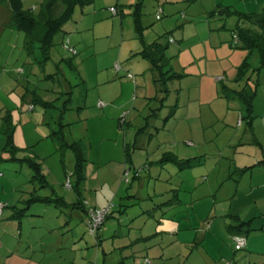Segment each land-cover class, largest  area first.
I'll return each instance as SVG.
<instances>
[{
	"label": "rangeland",
	"instance_id": "374dc122",
	"mask_svg": "<svg viewBox=\"0 0 264 264\" xmlns=\"http://www.w3.org/2000/svg\"><path fill=\"white\" fill-rule=\"evenodd\" d=\"M21 1L23 10L36 14L43 0ZM212 1L94 0L77 6L54 36L44 65L36 63L38 49L32 54L25 50L23 33H5L0 41V264H118L126 256L144 259L141 264L264 261L257 255L239 260L243 251H234L232 237L217 219L216 229L200 242L208 232L200 220L205 213L196 211L194 216L190 210V184L207 182L212 188L221 184L225 167L213 164H226L229 146L237 145L249 124L241 119L247 111L238 97L220 94L222 85L235 91L244 87V80H234L248 51L235 44L236 17L219 12L227 7L257 13L264 0H216L213 8ZM137 3L141 29L135 23ZM9 14L4 13L5 18ZM153 43L161 48V64L175 76L167 82L168 93L161 103L164 94L157 93L149 64L139 53ZM68 47H73L74 55ZM250 62L257 65L255 57ZM116 64L122 69L119 74ZM127 72L133 80L125 77ZM253 79L258 84L250 120L259 133L258 123L264 121V73ZM42 102L51 103L53 109H44ZM59 127L65 142L76 143L82 151L81 180L72 148L60 151L49 137ZM7 131L12 134L13 153L4 151ZM125 147L131 167L144 168L138 178L133 179V168L127 171ZM168 154L196 161L182 171L169 161L160 167L156 162ZM34 163L40 170L35 178L30 167ZM232 186L226 180L216 194L217 214L233 198ZM174 189L181 203L168 207L164 203ZM32 196L62 198L66 206L40 202L27 210ZM77 198L89 214L106 212L94 236L86 213L74 205ZM159 204L161 212L155 218L142 215L155 213ZM162 213L180 219L181 242L163 236L158 246L148 249L144 244L151 239L143 237L152 233ZM254 225L247 237L264 229L259 222Z\"/></svg>",
	"mask_w": 264,
	"mask_h": 264
},
{
	"label": "trees",
	"instance_id": "16d2710c",
	"mask_svg": "<svg viewBox=\"0 0 264 264\" xmlns=\"http://www.w3.org/2000/svg\"><path fill=\"white\" fill-rule=\"evenodd\" d=\"M94 0H43L39 6V10L36 14H33L31 10H23V3L21 0H6V4L10 9V27L24 34V48L29 53L32 54L35 49L39 51V58L36 60V63L39 65H44V63L50 58V51L52 48V41L56 34L62 31L63 26L69 22L74 13L75 7L79 6L81 8L91 5ZM141 1V0H140ZM137 6V11L135 12V23L138 24L136 27L141 29L140 21L138 19L140 15V8ZM116 11V10H115ZM219 14L226 16H234L237 19L236 25L234 27V41L239 46H242L246 51H248L247 57L243 60L242 64L238 67L235 80L237 83L245 81L244 87L240 91H235L227 88L226 86H221V96L223 98H227L230 95H236L238 100H240L241 104L245 107L246 111L245 116L241 115V119L246 118L248 123L251 122L252 116V106H253V97L255 94L256 85L258 84L255 81L254 76L259 75L260 71L264 68V1L263 7L260 12H239L236 10L231 11L229 8H223L220 10ZM210 16L213 13L209 14ZM246 24V25H245ZM172 42V40H170ZM157 43H153L150 46L144 47L139 53L141 56L146 59L149 64L150 72H152V79L154 85L158 88L157 93H163L160 98V103L164 100L168 93L166 89V84L169 80L174 78V73L169 69H165L164 65L161 64V54L159 53L161 48ZM74 50L72 47H69ZM154 51V52H153ZM70 54H72L70 52ZM74 55V54H72ZM251 57H255L257 61V65L253 66L250 62ZM70 68H74L70 62H67ZM118 70L115 68L116 74H119L122 70L120 65L116 64ZM127 79L133 80V75L127 72L125 74ZM156 98V97H155ZM44 109L52 110L53 105L51 103L42 102ZM162 105V104H161ZM175 108V105H174ZM174 112V111H173ZM49 137L54 141L55 144L58 145V150L63 151L65 148H72V151L76 157V173L77 180L82 179V171L84 162L82 151L76 143L68 144L65 142L63 137V133L61 128L59 127L57 130L52 129L50 131ZM4 151L13 153L14 146L12 141V134L8 131L6 133V141L4 145ZM125 162L127 166V171L133 168L131 167V159L129 148L125 147ZM13 159V158H12ZM15 160V159H14ZM169 161L173 164L177 170L182 171L187 169L189 166L193 165L196 159H178L174 155H164L162 159L157 161L156 163L160 165L167 164L165 162ZM168 162V163H169ZM30 167L34 170V177L36 173H39L40 170L37 169V165L30 164ZM146 170H147V166ZM250 168L241 169L240 172H245ZM144 171V168L135 169L133 168V179L140 177V173ZM239 172V173H240ZM238 173V175H239ZM45 185L46 184H42ZM73 187V186H72ZM175 191V192H174ZM177 189L172 190V195L169 200L166 201L168 207L169 205L176 206V204L180 203L179 200V192L177 193ZM80 196V194H78ZM54 202H58V206H66L64 200L62 198H56L52 200L50 196L47 197H38L32 196L26 204V209L28 210V206L36 203H47L50 204ZM3 205V204H2ZM83 209L89 218V225L91 223L90 214L87 210L84 209V202L82 199L77 198L76 203ZM161 206V205H160ZM19 211L16 212L13 216H17ZM23 215V214H22ZM106 215V214H105ZM105 220V216H104ZM103 220V222H104ZM102 222V224H103ZM252 220L249 221H241L236 216H232L231 223L227 226V230L233 236H247L248 232L253 231L251 228ZM88 225V230L90 234L93 236L97 234V229L90 230ZM234 233V234H233ZM246 233V234H245ZM243 236V237H244ZM151 237V236H150ZM147 240L148 237L143 238Z\"/></svg>",
	"mask_w": 264,
	"mask_h": 264
},
{
	"label": "crops",
	"instance_id": "0c3cea01",
	"mask_svg": "<svg viewBox=\"0 0 264 264\" xmlns=\"http://www.w3.org/2000/svg\"><path fill=\"white\" fill-rule=\"evenodd\" d=\"M215 1L216 0H213L210 3V6H212V8L215 5ZM6 6V0H0V41L5 36V33L13 35V31H16L15 29L10 27L11 14H9L8 18H5L4 16V13H10L9 7L7 6V9ZM261 73H264V68L260 71L259 74L261 75ZM241 123L243 124V122ZM251 125H254L252 121L246 126L247 128L249 127V135L248 138H246L244 141L243 136H245L248 131L246 127L244 128L245 130L243 129V136H241V138L237 140L236 146H229L231 142L229 141V159L227 158L228 161L226 162V164H219L218 167L213 164V168L219 169L221 166L225 167L224 171L221 172V184H219L218 187L212 188L211 185H209L207 182L200 186L197 184H195V186H193L192 183L190 184L191 188L189 189V195L191 201L189 205L191 213L194 216L197 212L199 214L200 212L205 213V216L203 218H200V220L202 219L201 222H204L202 226L206 227L208 230L207 233L202 234L200 242L206 239L207 234H210L211 231L216 229V227H213L214 224H216V219L218 221L217 223H223V228H225L226 233H228L232 238L233 235L227 230V226L231 223L232 216H236L241 221L252 220L251 227L253 229L256 228L254 225V223L256 222H259L260 226L264 225V203H261L263 205L259 204L260 200L264 202V121L258 123L257 129L260 130L259 133H256L254 128H251ZM241 145L245 147H242ZM224 152L225 151L222 150L219 155L221 156L222 154H224ZM244 168L250 169L245 172H240L241 169ZM226 180L230 181V183H232L233 185L231 193H229V196L232 195L233 198L229 199L228 196V203L225 204L223 208L219 209L218 214L220 216L218 217V214L215 211V205L217 204L216 194L220 191L221 187L223 186V182ZM157 181H159V179H157ZM160 196L161 194L158 195V197ZM145 201H147V199H145ZM160 205L161 204L156 207L157 211H155V213H148V211H143L142 215H149L150 217L155 218V214L157 212H161ZM243 210L244 213H242ZM163 214L165 213H162V215L160 214V216H158L155 220L153 228L151 229L152 233H148L147 235H145V238L148 237V240L151 239L144 244L147 245L146 247L148 249H152L155 248V246H158L161 243V237L163 236L168 237L169 239H175V242H181L180 239L182 228L181 223L179 222L180 219L176 217L173 219L169 217L167 218L164 217ZM211 214L213 215L211 216ZM186 220L190 223V217H187ZM244 238L246 239V244L245 247L241 250L243 251V254L239 256V260H250V257L254 255L259 256V260H263L264 229H261L260 234H256L255 232L251 236H244ZM234 251L237 252L235 249ZM234 257H236V255H234ZM160 258L161 257H158V259ZM108 262V264H114L112 263L113 261ZM141 262L144 263V259L139 261V259H136L134 256H126L125 261L120 258L118 264H141ZM145 264L153 263L149 262ZM259 264H264V261H261Z\"/></svg>",
	"mask_w": 264,
	"mask_h": 264
},
{
	"label": "built area",
	"instance_id": "2783aa9c",
	"mask_svg": "<svg viewBox=\"0 0 264 264\" xmlns=\"http://www.w3.org/2000/svg\"><path fill=\"white\" fill-rule=\"evenodd\" d=\"M110 11L113 14H115V12H116L114 8H110ZM155 19L157 21L161 19V9H159L158 12H156ZM67 49L72 54H75V51L72 50L71 48L68 47ZM115 68H116V70H118V67L115 66ZM1 209H2V204L0 205V210ZM105 214H106L105 211H95V212L90 213L91 223L89 225V229L91 231L94 229H97L99 226L102 225ZM232 239H233L234 249L236 251L242 250L245 247L246 239L243 236L235 235V236H233Z\"/></svg>",
	"mask_w": 264,
	"mask_h": 264
}]
</instances>
